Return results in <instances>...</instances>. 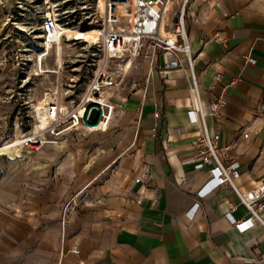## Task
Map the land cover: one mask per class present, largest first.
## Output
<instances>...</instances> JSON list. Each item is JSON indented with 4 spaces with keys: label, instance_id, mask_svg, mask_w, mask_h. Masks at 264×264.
<instances>
[{
    "label": "crops",
    "instance_id": "1",
    "mask_svg": "<svg viewBox=\"0 0 264 264\" xmlns=\"http://www.w3.org/2000/svg\"><path fill=\"white\" fill-rule=\"evenodd\" d=\"M186 25L200 104L232 109L204 122L220 161L238 163V193L198 198L210 167L195 169L192 73L184 54H160L127 74L107 131L0 162V264H264V224L240 232L226 217L248 219L241 197L264 186V0H191Z\"/></svg>",
    "mask_w": 264,
    "mask_h": 264
},
{
    "label": "built area",
    "instance_id": "2",
    "mask_svg": "<svg viewBox=\"0 0 264 264\" xmlns=\"http://www.w3.org/2000/svg\"><path fill=\"white\" fill-rule=\"evenodd\" d=\"M190 1L103 0L104 10L102 12L98 11L96 4L91 22L99 29L100 36L93 45L84 43L83 50L90 49L93 57H96L95 52H98L99 58L92 59L87 64L88 79L83 91L76 103L70 100L74 106L65 107V109H62L61 96L57 94V100L49 105L51 124L40 134L26 137L22 142V147L39 151L45 145H56L71 133L90 135L107 131L116 111L112 97L117 91L129 86L126 76L130 70L138 67L141 60L153 62L160 54L181 53L187 58L188 67L192 73V85L197 102L196 109L188 111L189 121L197 123L196 113H198L203 128L202 136L196 141L199 147V157L196 160L195 169L210 167L209 178L198 191L197 196L203 199L222 186L238 193L235 185V180L239 177L238 163L232 162L224 165L220 161L218 153L220 136L210 135L204 122L206 116L213 115L218 109H232L228 107L224 99L204 106L200 104L198 98L194 60L187 42L186 9ZM172 7L175 21L171 31L166 32V19ZM59 25L70 27L68 23L61 22L54 13H46L41 25L44 36L43 44L55 35V30ZM248 32L247 30L235 31V35L247 36ZM65 62L67 61H62L63 66ZM249 62L255 63L254 60ZM176 66H178L177 62H170L166 63L163 69L168 70ZM220 79L221 75L218 74L215 77V83ZM214 88L215 84L210 87L211 90ZM63 96H68V93H64ZM94 113L96 115L92 121ZM228 149L230 147L225 150ZM139 182L140 179H135V183ZM259 192L261 194L258 197L251 196L250 200L241 197L250 213L248 219L236 221L231 212L226 215L238 231L245 232L256 223L264 224L260 218V213L264 210V186L259 189ZM192 209L193 211L188 212L191 217L199 209V204H195Z\"/></svg>",
    "mask_w": 264,
    "mask_h": 264
},
{
    "label": "rangeland",
    "instance_id": "3",
    "mask_svg": "<svg viewBox=\"0 0 264 264\" xmlns=\"http://www.w3.org/2000/svg\"><path fill=\"white\" fill-rule=\"evenodd\" d=\"M96 4L97 0H0V148L5 143L23 142L32 135L36 124L34 106L43 102L46 94H59L64 107H69L68 102L81 94L88 79L87 64L98 59L99 53L94 51L93 57L90 49L83 50V44L88 42L76 39L75 32L95 27L91 20ZM172 11L173 7L169 17ZM48 12L70 27L58 26L55 35L43 44L41 25ZM63 30L70 33L62 37L59 62L57 34ZM63 60L67 61L64 66ZM34 152L38 151L22 147L19 154H0V162L4 166L8 160L16 161Z\"/></svg>",
    "mask_w": 264,
    "mask_h": 264
},
{
    "label": "bare ground",
    "instance_id": "4",
    "mask_svg": "<svg viewBox=\"0 0 264 264\" xmlns=\"http://www.w3.org/2000/svg\"><path fill=\"white\" fill-rule=\"evenodd\" d=\"M97 9L98 11L102 12L104 10V2L103 0H98L97 1ZM81 23V22H79ZM60 26V25H59ZM63 27V26H61ZM70 31L68 30H63L61 33L58 32L57 35H59L58 38V48H57V53H58V58L59 62H61V57H62V37L65 35H68ZM75 38L76 39H84L85 42L90 43L93 45V43L98 39L100 36L99 34V29L96 27H91L88 29L86 32L79 33L75 32ZM51 48V44L48 42L47 45V50L49 51ZM58 75H61V67L60 70L58 71ZM57 100V93L55 94H46L43 102H41L38 105L34 106V113L36 117V124L34 125V129L31 132L32 135H37L40 134L41 131L45 130L52 121V117L49 113V105ZM62 106V105H61ZM62 109H65L64 106H62ZM11 151H15L18 154L22 151V141H13L12 143H5L2 148H0V154L1 155H8Z\"/></svg>",
    "mask_w": 264,
    "mask_h": 264
}]
</instances>
